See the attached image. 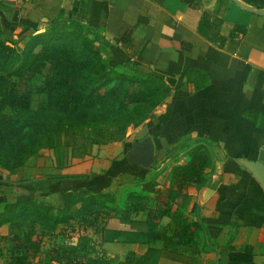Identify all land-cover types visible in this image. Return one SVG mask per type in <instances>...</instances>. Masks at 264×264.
<instances>
[{"label": "trees", "instance_id": "1", "mask_svg": "<svg viewBox=\"0 0 264 264\" xmlns=\"http://www.w3.org/2000/svg\"><path fill=\"white\" fill-rule=\"evenodd\" d=\"M243 1L264 6V0ZM46 25L45 31L36 35L24 20L16 21L0 14L1 28L9 33L20 28L18 38L28 39L18 55L0 41V173H19L18 179L9 178L6 182L29 188L22 196H4L3 201H14L0 208V227L7 225L18 230L20 222L30 221L32 227H38L40 235L56 237L64 231V226L84 222L94 226L100 219L103 231L112 238L109 242L151 244L161 240L164 250L149 247L138 256L130 253L124 261L112 257L100 261L96 257L90 260L91 264H157L164 251L181 255L197 242L201 230L198 221H188L185 215L192 191L205 186V170L211 166V154L202 142L183 146L186 159L170 169L164 187L153 175L125 191L121 216L115 214L114 197L101 188L110 184L108 176L115 177L130 166L126 159L116 172L115 166L121 162L112 163L107 176L29 177L31 171L25 170L26 164L41 148L51 150L54 168L68 167L66 155L74 159L86 154L87 146L76 144L77 132L83 134L80 140H87V144L119 141L127 128L140 126L149 119L171 93L162 77L142 71L130 62L124 68L119 67L113 52L114 65L109 64L102 57L107 47L98 32L101 27L92 28L65 17L62 11ZM197 30L210 39L218 33L207 13L201 17ZM13 64L16 65L12 67ZM39 75L43 80L37 92L44 96V101L34 108L31 94L21 91L19 86ZM13 76L16 80L11 79ZM64 136L70 137L71 142L66 143ZM65 180L73 184L66 187ZM56 192L63 197V209L58 212L47 199L40 201ZM139 211L146 213L144 220L131 216ZM30 246L31 243L25 247V242L18 240L15 248L25 252ZM228 257L229 264L252 261L247 248H231ZM23 258L12 257L13 264H23Z\"/></svg>", "mask_w": 264, "mask_h": 264}, {"label": "crops", "instance_id": "2", "mask_svg": "<svg viewBox=\"0 0 264 264\" xmlns=\"http://www.w3.org/2000/svg\"><path fill=\"white\" fill-rule=\"evenodd\" d=\"M61 11L101 27L110 55L128 57L171 88L143 124L154 141L155 159L184 138L185 147L197 142L208 146L206 184L192 191L185 215L201 226L197 242L181 255L164 251L157 264H229L231 248H247L250 264H264V185L246 166L249 161L264 165V14L247 12L233 0H0V14L24 20L31 28ZM205 13L218 31L212 39L197 30ZM90 146L80 161L94 159ZM94 170L70 175L97 174ZM72 184L64 182L66 187ZM46 199L56 212L63 209L61 193ZM134 217L144 220L146 213ZM106 246L118 261L130 253L144 254L149 247L164 250L161 240Z\"/></svg>", "mask_w": 264, "mask_h": 264}, {"label": "rangeland", "instance_id": "3", "mask_svg": "<svg viewBox=\"0 0 264 264\" xmlns=\"http://www.w3.org/2000/svg\"><path fill=\"white\" fill-rule=\"evenodd\" d=\"M46 26V24L41 23L37 25L36 28L31 29L34 30L33 33L37 35L42 34L45 31ZM19 30L20 28H15L12 29L11 33H9L8 30L0 27V31H3L0 33V41H4L9 47H12L17 55L22 52L25 44L28 42L27 38H18L17 35ZM98 32L104 39L102 31ZM102 57L106 58L107 61L109 60V64L112 66L114 65L111 61L112 55H108V51H106V49L102 52ZM113 59L119 60L118 66L121 68H124L127 62L132 63L126 56L123 58H120L119 56L113 57ZM15 65L16 64H13L12 67ZM11 79L16 80L15 76L11 77ZM42 80L43 76L39 75L32 81L20 83L19 86L21 91L29 92L31 94L34 108L42 105L44 101V96L37 92V87L41 85ZM158 108L159 106L155 110ZM143 124L144 122L140 126L127 128L125 135L119 141L115 140L107 144H87V140H80V136L83 134L77 132V141L75 140L76 144L79 147L86 145V154L89 147H91L90 145H94V148L92 149L93 154H90L91 158H94L93 160L88 159L80 161L85 158V156L83 158L70 159L69 156L66 155L67 157H64V160L66 164L70 163V165L62 169H56L54 168L52 161L53 157L51 150H48L47 147H43L38 150L34 158L27 162L25 170L31 171L32 174L30 173L29 177H36L38 179L53 175L63 176L69 175L70 173H86L94 169H96L94 171H96L97 174L90 173V175L107 176V171L110 169L112 163H116L123 159L129 148L128 145L133 141L136 131L141 128ZM64 139L66 143L71 142L70 137L64 136ZM100 146H105V149H102ZM183 146H185V138L177 141L173 148L163 151L164 153L162 154L159 153L155 162L151 167L147 168V170L137 165H130L127 167L130 169L129 171L124 172V170H126L125 168L115 177L108 176L110 184L107 187L101 188V190L103 192L110 193L112 197H114V205H116L114 209L115 214L120 216L123 215L124 209L122 204L125 202L123 195L125 191L132 187L133 184H138L144 178L148 179L155 175L156 181L160 186L164 187L166 184V175L170 169L179 163H183V159L185 161V148H183ZM92 162L94 163L91 167ZM123 162L124 161L122 160L121 164L118 166L116 164L114 172L118 171V168L124 165ZM100 165H104L105 168H99ZM82 170H84V172ZM18 174L9 175L8 172L1 171L0 208H2L6 202L14 201L13 199L3 201L4 196H22L25 195L29 189H26V187L21 184L6 182L9 178L12 180L18 179ZM92 188L95 189L96 187L93 186ZM120 196H122V199ZM43 200L46 201V198L40 201ZM119 201L122 202L120 203ZM131 216L135 218L133 213H131ZM98 221L99 222L94 226H91L89 222L78 224L73 223L72 225L64 226V231L56 237L40 235L38 227H32L30 221L20 222L21 224L20 227H18V230H15V228L11 230L7 225H3L0 227V264H13L12 257L15 256H24L22 259L23 264H91L90 260L96 257L100 258V261H103L107 259V257H111L106 249V243L112 238L103 231V221H100V219ZM13 237L18 239L13 240ZM18 240L20 242L24 241L25 247L26 244L29 245L30 243L32 246H30L28 250L25 248V252H18V249L15 248Z\"/></svg>", "mask_w": 264, "mask_h": 264}, {"label": "water", "instance_id": "4", "mask_svg": "<svg viewBox=\"0 0 264 264\" xmlns=\"http://www.w3.org/2000/svg\"><path fill=\"white\" fill-rule=\"evenodd\" d=\"M243 10L263 15L264 10H259L247 5H241L237 0H233ZM129 165H137L145 170L151 167L155 162V145L151 136L148 134V130L145 126H142L135 134L133 141L130 143L129 149L124 155ZM246 166L252 171L259 179L260 183L264 185V165L258 162H247Z\"/></svg>", "mask_w": 264, "mask_h": 264}, {"label": "built area", "instance_id": "5", "mask_svg": "<svg viewBox=\"0 0 264 264\" xmlns=\"http://www.w3.org/2000/svg\"><path fill=\"white\" fill-rule=\"evenodd\" d=\"M2 1H7V0H2Z\"/></svg>", "mask_w": 264, "mask_h": 264}]
</instances>
